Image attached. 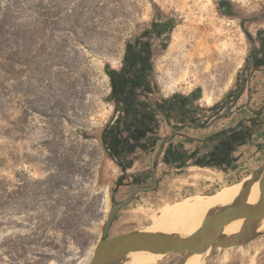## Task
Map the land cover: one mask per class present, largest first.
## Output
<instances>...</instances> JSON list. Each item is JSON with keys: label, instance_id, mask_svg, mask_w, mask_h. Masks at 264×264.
<instances>
[{"label": "rangeland", "instance_id": "rangeland-1", "mask_svg": "<svg viewBox=\"0 0 264 264\" xmlns=\"http://www.w3.org/2000/svg\"><path fill=\"white\" fill-rule=\"evenodd\" d=\"M157 12L174 18L168 40L142 86L115 92L138 27ZM261 50L264 0H0V264H88L112 197L150 184L175 126L259 107L264 89L252 82ZM256 141L231 174L165 171L159 189L118 212L108 235L145 230L167 206L241 182L264 163V136ZM165 162L162 152L158 166ZM204 259L264 264V232L245 245L213 246Z\"/></svg>", "mask_w": 264, "mask_h": 264}, {"label": "water", "instance_id": "water-1", "mask_svg": "<svg viewBox=\"0 0 264 264\" xmlns=\"http://www.w3.org/2000/svg\"><path fill=\"white\" fill-rule=\"evenodd\" d=\"M173 21L174 18H164L160 12H157L151 26L141 25L138 27L132 43L137 42V39H146L151 36L159 38L160 35H164L161 43L167 41ZM130 46L133 50L132 44ZM175 131L166 137L158 148L152 171V183L134 187L131 193L121 201L112 197V205L103 226L102 237L88 264H118L125 260L127 254L133 250H152L165 254L185 251L184 257L177 263L185 264L188 256L196 252L213 246L245 245L263 233L259 231V225L264 219V163L244 182L237 199L230 205L220 206L210 211L201 228L193 235L185 237L176 232L146 230H131L113 236L108 235L116 215L123 207L131 203L139 192L153 191L158 187L159 159L166 143L176 134ZM260 179H262V185L259 201L251 204L248 202V195L253 184ZM235 219H243L240 230L232 234L224 233L225 227Z\"/></svg>", "mask_w": 264, "mask_h": 264}, {"label": "crops", "instance_id": "crops-1", "mask_svg": "<svg viewBox=\"0 0 264 264\" xmlns=\"http://www.w3.org/2000/svg\"><path fill=\"white\" fill-rule=\"evenodd\" d=\"M260 54H264V50H261ZM256 83H262L261 88L264 89V64L256 71L252 84ZM263 106L264 100H261V104L256 108L245 107V103H243L241 107L218 121L175 126L176 134L163 150L166 155L165 165L167 167L158 166L159 184L157 188L159 189L163 183L165 171L170 169H187L192 172V169L196 168V171H203L209 177L210 173L216 175L220 172L231 174L237 171L241 164L253 156L257 147H260L261 143H257L256 138H261L264 133L260 137L261 126L255 124L261 125L264 113L259 110ZM172 114H174L173 110H171V118ZM261 153L262 149L257 151L255 155L258 156Z\"/></svg>", "mask_w": 264, "mask_h": 264}, {"label": "bare ground", "instance_id": "bare-ground-1", "mask_svg": "<svg viewBox=\"0 0 264 264\" xmlns=\"http://www.w3.org/2000/svg\"><path fill=\"white\" fill-rule=\"evenodd\" d=\"M196 177L200 176L196 175ZM249 178L250 176L241 182L226 184L215 194L200 193L177 201L163 209L157 220L145 230L176 232L185 237L193 235L201 228L205 217L210 211L220 206L230 205L237 199L242 191L244 182ZM261 185L262 179L253 184L248 195L249 203L255 204L259 201ZM241 221L243 219L231 221L225 227L224 233L232 234L238 232V223ZM259 231L264 232V219L259 225ZM211 248L192 254L188 264H205L204 257ZM128 254L129 259L125 264H159L166 255L165 253L152 250H133Z\"/></svg>", "mask_w": 264, "mask_h": 264}, {"label": "flooded vegetation", "instance_id": "flooded-vegetation-1", "mask_svg": "<svg viewBox=\"0 0 264 264\" xmlns=\"http://www.w3.org/2000/svg\"><path fill=\"white\" fill-rule=\"evenodd\" d=\"M225 11L228 12L227 8H225ZM150 25L151 23L149 26ZM172 29L173 25H171V31ZM163 38L164 35H160L159 38L151 36L146 39H137V42L131 43L134 49L128 51V61L126 62L127 67L122 73H120L121 76L119 74L120 81H118V84L122 90L133 87L136 84L143 85L145 82L144 71L147 69L149 59L152 57L153 53L157 51L162 41L161 39ZM144 117L142 116V119ZM142 119L140 118V121ZM149 183L151 184L152 180Z\"/></svg>", "mask_w": 264, "mask_h": 264}, {"label": "trees", "instance_id": "trees-1", "mask_svg": "<svg viewBox=\"0 0 264 264\" xmlns=\"http://www.w3.org/2000/svg\"><path fill=\"white\" fill-rule=\"evenodd\" d=\"M115 81H114V91L115 92H120L122 89L119 87L118 81H120V76L115 77Z\"/></svg>", "mask_w": 264, "mask_h": 264}]
</instances>
